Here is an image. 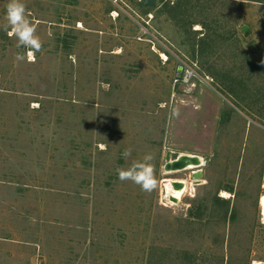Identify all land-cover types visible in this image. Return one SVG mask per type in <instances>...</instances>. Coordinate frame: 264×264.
Segmentation results:
<instances>
[{"label":"rangeland","instance_id":"1","mask_svg":"<svg viewBox=\"0 0 264 264\" xmlns=\"http://www.w3.org/2000/svg\"><path fill=\"white\" fill-rule=\"evenodd\" d=\"M24 3L43 47L17 62L0 30V264H264V2ZM149 152L155 190L118 179Z\"/></svg>","mask_w":264,"mask_h":264},{"label":"clouds","instance_id":"2","mask_svg":"<svg viewBox=\"0 0 264 264\" xmlns=\"http://www.w3.org/2000/svg\"><path fill=\"white\" fill-rule=\"evenodd\" d=\"M4 20L5 22L0 24V30L16 38L17 48L25 49V52H18L15 55V61H34L35 53L41 51L43 47V41L37 34V25L30 19L24 0H8ZM132 152L133 149L127 147L122 157L128 160ZM154 161L155 155L151 152L146 153L141 159L133 160L129 166L118 168L116 170L118 179L122 182L131 181L142 191L150 193L158 187Z\"/></svg>","mask_w":264,"mask_h":264},{"label":"water","instance_id":"3","mask_svg":"<svg viewBox=\"0 0 264 264\" xmlns=\"http://www.w3.org/2000/svg\"><path fill=\"white\" fill-rule=\"evenodd\" d=\"M140 4L152 7L155 6L156 0H139ZM263 18H264V12H263ZM241 31L244 35H247L249 33V30L247 26L243 25L241 26ZM183 72V67L181 65H178L176 67V79L179 80L181 78ZM192 165L195 167V169L191 172V178L196 181V183H200V178L203 176V171L201 167L203 166L202 159L197 155H191V154H181L175 159L170 158V153L166 152L165 154V164L163 167V170L165 172H176L186 169L188 166ZM171 186L175 190H181L184 188V183L181 181H172ZM169 201L172 203H177L178 199L169 196Z\"/></svg>","mask_w":264,"mask_h":264},{"label":"bare ground","instance_id":"4","mask_svg":"<svg viewBox=\"0 0 264 264\" xmlns=\"http://www.w3.org/2000/svg\"><path fill=\"white\" fill-rule=\"evenodd\" d=\"M188 169H195V167H193L192 165L188 166L186 169L184 170H188ZM192 170V171H193ZM172 181H178V180H172ZM172 181H168L164 186H165V190H166V193H167V197L169 196H173L175 198H177L178 200L181 198V196L183 195V193L185 192L186 190V183L184 181H181L184 183V188L181 189V190H175L172 188L171 186V182ZM223 194H226V193H223ZM259 205H260V210H261V215L263 217V220H264V194L261 196L260 198V202H259ZM254 264H259L258 262H254Z\"/></svg>","mask_w":264,"mask_h":264},{"label":"trees","instance_id":"5","mask_svg":"<svg viewBox=\"0 0 264 264\" xmlns=\"http://www.w3.org/2000/svg\"><path fill=\"white\" fill-rule=\"evenodd\" d=\"M251 1H255V2H264V1H261V0H251Z\"/></svg>","mask_w":264,"mask_h":264},{"label":"built area","instance_id":"6","mask_svg":"<svg viewBox=\"0 0 264 264\" xmlns=\"http://www.w3.org/2000/svg\"><path fill=\"white\" fill-rule=\"evenodd\" d=\"M183 80H184L185 82H188V78H184Z\"/></svg>","mask_w":264,"mask_h":264}]
</instances>
